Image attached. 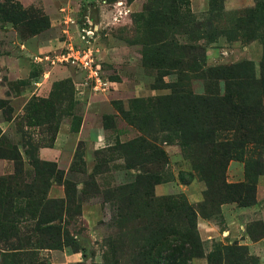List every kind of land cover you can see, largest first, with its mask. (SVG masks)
<instances>
[{
    "label": "rangeland",
    "instance_id": "rangeland-1",
    "mask_svg": "<svg viewBox=\"0 0 264 264\" xmlns=\"http://www.w3.org/2000/svg\"><path fill=\"white\" fill-rule=\"evenodd\" d=\"M260 1L0 0V59L25 56L32 62L39 47H60V8L70 5L79 22L90 17L100 25L95 45L103 73L113 81L111 91L95 93L80 85L84 74L76 69L77 84L55 80L46 96L27 101L20 95L33 91L31 80L8 81L0 67V83L9 86L6 96L0 93V160L10 165L0 171L10 187L0 208V264H164L158 241L170 232L194 242L198 255L187 264L205 257L198 218L218 216L241 190L215 179L212 145L199 137L203 123L213 130L216 119L226 118L221 132L233 154L227 183L257 186L264 175ZM70 30L77 38L76 27ZM31 64L33 77L59 67ZM222 66L234 77L211 79L209 69ZM179 90L214 98L230 93L247 116L225 115L216 104L194 107L181 96L170 107L156 105L158 97ZM35 97L45 101L31 114L27 108ZM84 123L86 132L92 129L90 139L62 144L70 157H41L42 148L55 147L61 126L77 133ZM97 134L102 139L95 143ZM153 146L165 155L153 157ZM34 159L45 166L37 170ZM41 193L52 201L44 207L38 204ZM171 199L194 208L196 227L187 207ZM248 227L260 234L258 217ZM212 247L210 264H259L244 246L214 241Z\"/></svg>",
    "mask_w": 264,
    "mask_h": 264
},
{
    "label": "crops",
    "instance_id": "crops-1",
    "mask_svg": "<svg viewBox=\"0 0 264 264\" xmlns=\"http://www.w3.org/2000/svg\"><path fill=\"white\" fill-rule=\"evenodd\" d=\"M60 44V42H59ZM58 44V45H59ZM25 47V45H23ZM53 45H43L38 48V52H45L51 49ZM37 53H32L30 56ZM33 62V61H32ZM25 56L17 58H1L0 67L1 73L7 74L8 81L17 79H30L33 86V91L26 90L21 93L20 96H29L28 101L33 95L46 96L49 90V85L59 79H71L74 84H77L81 73L72 66L53 67L48 71H44L40 76H31L32 67L34 66ZM33 65V66H32ZM51 76L52 80H48ZM2 78V77H1ZM0 78V81L3 79ZM49 81V82H48ZM9 89L6 83H0V93L2 96H6L5 92ZM44 93V94H43ZM106 94V93H103ZM8 123V122H7ZM68 124V123H67ZM6 128L10 124H5ZM3 127V126H2ZM5 130V129H4ZM68 130V128H66ZM92 129L86 132V124L81 127L77 133L63 132V126L60 127L58 132L55 147L42 148L41 157L46 160L60 161L64 157H70L72 151L69 150L68 154L64 153L62 144H66L69 140L77 139H90ZM97 138L94 139L95 143L101 141V134H97ZM47 151V152H45ZM63 155V157H62ZM10 168V165L5 160H0V171L3 173ZM53 191V189H51ZM256 202L253 205L242 206L236 202L226 203L222 206L221 212L216 217H199L198 218V230L200 238L205 247V257H200L194 260V264H210L207 255L213 251L212 244L214 241L223 242L226 245L236 244L238 246H244L247 249L248 256L256 257L259 264H264V175L260 177L257 191ZM200 196L198 197V200ZM255 216L260 220V234L256 233L253 228L248 225L255 220ZM251 229V230H250ZM258 234V235H257ZM224 264H237V263H224Z\"/></svg>",
    "mask_w": 264,
    "mask_h": 264
},
{
    "label": "trees",
    "instance_id": "trees-1",
    "mask_svg": "<svg viewBox=\"0 0 264 264\" xmlns=\"http://www.w3.org/2000/svg\"><path fill=\"white\" fill-rule=\"evenodd\" d=\"M263 2L260 1V10L263 11L264 6ZM226 67H217L214 69H209L210 78L211 79H231L234 76L232 74H228L231 72V70ZM261 69L264 74V59L261 64ZM227 71V73H225ZM216 74V75H213ZM227 74V75H225ZM218 75V76H217ZM72 82L71 79H68ZM263 85L264 81L262 80ZM183 97L185 99H189V104L192 103L194 107L198 108H212L213 105H219L218 108L226 115L230 114L231 116L237 115L239 117L245 118L247 114L245 113V108L242 106L234 103L232 100V96L230 93L225 94L219 98H214L213 94L209 95H198L193 94L189 91H183L179 90V92L174 91L173 93L166 95V96H160L157 98V101L155 102L156 105H163V103L167 104L169 107L171 105V102L173 100H177L178 98ZM34 102L30 103L29 107L27 108L28 113L34 114V107L37 106L39 101H45L41 100L39 98H34ZM47 102V101H46ZM187 102V101H186ZM4 104L1 105L3 107ZM205 121V120H204ZM215 127L213 130L206 129L208 125H210V122H204L203 126L199 129L200 138L202 141H209V144L212 145V152L209 154L208 159L213 165V170L216 171V175H214L215 179H219L223 177L221 183L225 185L228 188H234L233 190L240 189V193L237 196V199L235 197H232V201H236V203L242 205V206H249L250 204L254 203L256 198V191L257 186L256 183H249V182H239V183H227L225 180L226 175V166L228 164V161L232 158L233 154H231V143L229 142V138L225 136L222 132L226 131L225 128L226 118L224 119H216L215 120ZM217 131L221 132V135L219 136ZM153 150L152 156L158 157V156H164L165 151L159 150L153 147H151ZM15 159V158H13ZM32 166L38 170L39 165L42 166L44 163L41 161L34 159L31 162ZM46 165L48 163H45ZM45 166V165H44ZM49 166V164L47 165ZM53 171H55L56 167H51ZM8 180L1 179L0 178V208H3V202L6 200V196L9 197V192H6L5 190L7 188H10L8 185ZM232 190V191H233ZM235 192V191H234ZM49 202H52L50 199H47L45 197V194L42 193L39 194L38 198V204L42 207L46 206ZM56 202V201H53ZM170 204L178 205V206H185L186 208V215H188V218L191 222L192 227H196V211L194 208L189 204L186 206L185 202H178L175 199H171ZM149 203V201H148ZM2 217V211H0V218ZM3 225L0 222V228L2 229ZM13 227L11 226V230ZM166 235L163 236L162 240L158 241L159 248H158V256L159 259H162L164 264H187L188 261H190L192 258L197 256L198 254L194 253V242L189 238V235L184 234L179 235L178 237L173 236V232L165 233ZM200 242V239H199ZM246 248V247H245ZM227 249H231L228 247ZM213 256V254L211 255ZM159 261V260H158Z\"/></svg>",
    "mask_w": 264,
    "mask_h": 264
},
{
    "label": "built area",
    "instance_id": "built-area-1",
    "mask_svg": "<svg viewBox=\"0 0 264 264\" xmlns=\"http://www.w3.org/2000/svg\"><path fill=\"white\" fill-rule=\"evenodd\" d=\"M60 12L65 27L62 45L33 55V61L46 66H72L83 72L84 79L80 85L84 88L95 93L111 91L113 81L103 73L98 57L99 49L95 45L100 25L90 17H85L79 22L77 13L70 5L62 6ZM120 12L123 10H119ZM71 26L76 27L77 38L70 30Z\"/></svg>",
    "mask_w": 264,
    "mask_h": 264
}]
</instances>
